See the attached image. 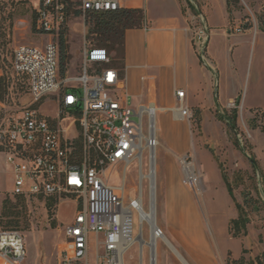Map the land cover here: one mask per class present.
Wrapping results in <instances>:
<instances>
[{"label":"built area","instance_id":"2783aa9c","mask_svg":"<svg viewBox=\"0 0 264 264\" xmlns=\"http://www.w3.org/2000/svg\"><path fill=\"white\" fill-rule=\"evenodd\" d=\"M29 1L34 33L47 35L51 41L42 48L18 45L12 51L11 70L24 80L28 102L15 118L0 124V153L13 175L9 198L42 207L47 202L53 208L71 206L72 217L61 229L65 245L60 264H88L91 241L96 247L95 264H124V254L132 244H138L137 236L133 237L134 211L140 231L145 225L149 232L147 245L140 247V259L144 246L151 264V241L154 255L158 242L166 244L155 217L156 108L153 104L131 108L122 72L112 66V55L85 39L77 75L60 79L58 46L53 39L68 29L72 0ZM120 9L121 0H78L77 7L83 20L89 13ZM195 20L201 22L198 28ZM188 22L198 60L212 70L205 52L208 35L204 19L188 15ZM141 26L147 29L144 18ZM175 97L178 118L191 124L192 113L182 103L184 93L176 91ZM234 104L229 102L226 108H235ZM46 105L54 106L53 116L40 112ZM176 160L181 184L199 198L203 194V174L193 154L177 156ZM132 162L138 163L140 183L136 199H127L124 173ZM118 167L122 184L115 188L110 179ZM151 208L153 219L147 218ZM25 259L23 235L16 230H0V262L23 264Z\"/></svg>","mask_w":264,"mask_h":264},{"label":"rangeland","instance_id":"374dc122","mask_svg":"<svg viewBox=\"0 0 264 264\" xmlns=\"http://www.w3.org/2000/svg\"><path fill=\"white\" fill-rule=\"evenodd\" d=\"M165 1V0H163ZM167 1V0H166ZM182 1V0H180ZM187 1V0H186ZM237 10L232 14V21L228 20L227 31L240 35L232 37L230 42L235 46L236 66L239 72L235 78V84L228 87L232 92L239 85L240 96L243 100V108L240 105L227 108L223 112L237 110V134L236 139L245 150V154L235 149L232 138L225 123L220 127L205 117L203 120V134L200 131V121L196 117L191 123V141L196 146L198 154L192 151L172 154L163 145L156 148V199L155 217L157 225L163 230L167 239L188 263L199 259L200 246L193 249L188 247L181 239V229L176 223L173 228H166V199L170 201L177 215L183 214L184 223L193 226L202 237V242L208 250L209 257L216 263L243 260L241 264H264V116L255 114L256 109L264 112V0H237ZM188 2V1H187ZM196 4L189 2L188 6L192 15H201L207 28L208 48L205 52L212 51L213 40L219 46L224 40L221 34L216 37L213 32L222 33L223 25L227 23V16L221 4V0H196ZM168 3V1H167ZM78 0H72L71 17L66 32L68 52L72 59L67 66V72L60 79L77 75V66L81 62V50L84 39L92 46H96L99 38L87 36L90 24L87 18L83 20L75 16ZM33 9L29 0H0V28L11 34V44L6 47V77L7 89L0 98V124L8 118H15L24 104L28 102V96L24 80L17 77L11 70L10 57L15 46L32 45L42 48L51 41L47 35L34 33L31 25L34 21ZM195 26L201 25L195 20ZM189 28H191L190 23ZM210 26V31L208 29ZM247 29V30H244ZM246 31H249V33ZM211 33V34H210ZM215 37V38H214ZM210 39V40H209ZM58 46V38L53 39ZM207 54V53H206ZM202 67L208 70L207 67ZM59 69V68H58ZM246 73V78L243 75ZM59 74V71H58ZM241 76V77H240ZM235 103V101H233ZM129 106L136 109V102L129 100ZM255 108V109H254ZM252 109V110H251ZM55 108L46 105L40 112L53 116ZM256 119V128H250V121ZM136 120V118H135ZM193 153L196 164L203 174V194L195 198L181 184V175L176 157ZM253 156L257 162L259 172L253 173L248 156ZM198 161V163H197ZM146 172V159L142 173ZM223 174L232 189L235 201L242 204L243 193L248 194L253 200H260L259 210L249 213L250 223L246 227L245 235L232 238L228 232L229 221L236 218V210L230 200L225 185L222 181ZM125 191L127 199H136L139 187V166L132 162L124 173ZM110 184L113 187L121 186L120 168L112 171ZM13 187V175L11 168L5 163V156L0 153V207L2 202L9 198ZM146 182L143 183L144 204H146ZM72 208L62 204L52 209L48 214L45 207L38 204H25V211L16 227L8 226L6 219H1L0 230H16L23 235L26 259L23 264H60V252L65 245L62 234L63 224L70 221ZM193 222V224H192ZM141 232L139 229V217L133 211L132 228L133 237L138 235L137 243L124 254V264H148L147 250L144 246L148 241L149 232L145 225ZM176 233H180L179 236ZM144 242V243H142ZM140 245V246H138ZM142 258L140 259V247ZM205 250V251H207ZM204 251V252H205ZM96 247L94 241L89 244L88 264H95ZM0 264H2L0 262ZM156 264H182L163 242L157 243Z\"/></svg>","mask_w":264,"mask_h":264},{"label":"crops","instance_id":"0c3cea01","mask_svg":"<svg viewBox=\"0 0 264 264\" xmlns=\"http://www.w3.org/2000/svg\"><path fill=\"white\" fill-rule=\"evenodd\" d=\"M167 1L121 0L122 9L141 10L144 22L147 24V29L140 26L138 29L125 31L121 72L125 91L130 99L136 102V108L149 104H153L156 108L155 130L158 145H163L172 154L192 151L196 154L197 160L196 146L190 137L191 124L178 118L179 103L175 92L184 93L182 103L192 113V121L196 117L200 121L202 134L205 117L210 118V121L220 127L221 122L215 118L216 106L218 114L222 115L225 113L223 110L227 109V104L239 98L242 110L244 103L240 96L241 86L228 92V87L231 84L234 85L235 78L239 76L234 52L236 45L231 43L230 39L240 33L236 30V34L227 31L228 15L225 0H221L227 23L223 25L222 33L213 32L212 34H216V37L221 34L224 41L219 45L222 47L221 52H217L218 43L213 40L212 51L206 52L212 70H205L190 40L188 15L192 16L193 13L187 9L184 0ZM191 1L196 4V0ZM208 29L209 31L211 29L209 24ZM208 46L209 41L206 47ZM112 66L115 68L114 65ZM244 76L246 78V73L243 78ZM172 200L171 196L166 199V228H173L174 223L178 221L176 225L182 231V241L193 249L194 247L186 242L184 231L197 230L191 224L184 223L183 214H176L170 202ZM176 235L179 236L180 233ZM200 238L202 239L201 236ZM198 244L197 247L200 246L199 252L202 254L199 259L192 260V264H226L224 261L216 263L211 260L210 253L202 240ZM184 262L181 263L190 264L186 260Z\"/></svg>","mask_w":264,"mask_h":264},{"label":"trees","instance_id":"16d2710c","mask_svg":"<svg viewBox=\"0 0 264 264\" xmlns=\"http://www.w3.org/2000/svg\"><path fill=\"white\" fill-rule=\"evenodd\" d=\"M187 5L192 8L190 3L186 1ZM226 13L228 15V20L232 21V14L238 8L237 0H225ZM74 15L80 16V12L76 11ZM87 23L90 24V28L88 30L87 36H96L99 38L95 47L104 48L112 55V65L115 66L116 69L121 71L122 68V48H123V38L124 33L127 30L138 29L143 20V12L141 10L136 9H120L116 12L112 13H99L92 14L89 13L86 15ZM33 23L31 25V29H33ZM247 30V29H244ZM86 40V39H85ZM87 42V41H86ZM11 44V34L10 32L6 34L0 28V98L2 94L7 89L6 77L4 76L5 68H6V47ZM68 44L66 38V32H61L58 37V71L59 75L63 77L67 71V66L72 59L71 55L68 52ZM12 55V53H11ZM11 64V57H10ZM235 105H239V98L235 100ZM218 107L216 106L215 118L226 124L227 129L231 135V142L235 149L245 154V150L240 146L238 140L236 139L237 127V110H232L231 112H225L224 114H218ZM255 114L261 113L264 116V112L259 109H256ZM256 119L254 116L250 121V128H256ZM248 160L250 166L252 168L253 173L259 172L257 162L253 156H248ZM262 182L264 184V177L260 173ZM222 181L225 185L227 194L230 200L234 204V208L236 210V218L229 221L228 232L232 238H238L246 233V227L250 223L249 213H256L259 210L260 200H253L248 194L243 193L242 204H239L235 201L232 189L227 178L221 174ZM45 208L48 214L51 213L53 209V205L50 202H47ZM25 211V200L20 198H6L0 207V222L1 219H6L8 222V226L13 225L16 227L21 219V214ZM243 262L242 259L235 262H230L228 259L225 261L226 264H241ZM253 264V263H250Z\"/></svg>","mask_w":264,"mask_h":264},{"label":"bare ground","instance_id":"6f19581e","mask_svg":"<svg viewBox=\"0 0 264 264\" xmlns=\"http://www.w3.org/2000/svg\"><path fill=\"white\" fill-rule=\"evenodd\" d=\"M115 188H118V187H115ZM153 190H154V182L152 180L151 181V194H153ZM147 216H148L147 218H150V219L154 218V210H153V208H151L150 214L147 215ZM184 233L186 234V242L188 243L189 246L195 247V246H198L199 245L198 243L201 242L200 235H199V233L197 231L190 229V230H187V231L185 230ZM137 238H138V235L136 237V240H137ZM165 241H166V244L168 245V247L170 248V250L173 252V254L182 263H185L183 257L178 252V250L167 239ZM152 244H153V241H151V249H152L151 250V264H156V255H154V250H153ZM132 245L134 246L135 244H132ZM145 245H147V243H145Z\"/></svg>","mask_w":264,"mask_h":264}]
</instances>
